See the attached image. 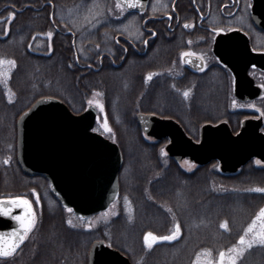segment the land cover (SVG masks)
<instances>
[{
  "label": "trees",
  "instance_id": "trees-1",
  "mask_svg": "<svg viewBox=\"0 0 264 264\" xmlns=\"http://www.w3.org/2000/svg\"><path fill=\"white\" fill-rule=\"evenodd\" d=\"M82 2L89 4L90 0H0V58L16 61L9 85L11 101L0 84V159L8 155V147H15L17 118L39 98H58L78 114L86 109L93 93H100L114 140L124 158L119 181L121 196L114 203L117 213L92 230L69 225L73 212L60 205L49 208L41 199L44 192H49L48 182L24 176L14 155L12 165L0 169V198H28L37 212V222L21 249L6 261L0 258V264H87L89 245L94 240L127 255L131 264H193L202 249H211L213 257L219 251L227 252L238 244L239 237L264 206V193L250 191L264 188V164L255 165L252 161L236 174L223 175L214 168L215 162L200 167L184 161L185 166L184 162L177 163L163 155L164 142L147 138L136 124L138 112L156 110L128 98L130 93L122 91L117 77L80 70L70 44L54 33L50 8L43 9L49 3L54 6L56 22L59 10ZM41 8L43 11L35 10ZM13 12L15 16L10 19ZM6 26L7 34L3 31ZM49 31L53 33L51 44L50 38L40 39ZM101 31L102 27L90 32L97 39ZM39 39L44 48L35 50ZM78 56L83 58L80 53ZM244 115H230L228 111L215 122L228 120L236 131ZM184 129L194 136L185 124ZM33 189L39 194V202ZM224 221L228 222L227 229L221 227ZM176 222L181 229L176 240L157 242L151 249L145 246L147 232L170 234ZM237 264H264V245L250 248Z\"/></svg>",
  "mask_w": 264,
  "mask_h": 264
},
{
  "label": "water",
  "instance_id": "water-1",
  "mask_svg": "<svg viewBox=\"0 0 264 264\" xmlns=\"http://www.w3.org/2000/svg\"><path fill=\"white\" fill-rule=\"evenodd\" d=\"M252 3V20L258 29L264 30V0ZM143 4L142 9L127 10L143 12L148 0H143ZM214 53L235 78L233 96L238 102H253L263 96V88L248 72L253 65L264 71V53L253 52L244 34L235 31L219 36ZM97 116L93 104L76 114L60 99L42 97L16 122L15 158L22 174L47 181L56 202L65 210L72 209L80 221L104 214L121 194L123 154L116 142L94 130ZM136 123L147 138L166 142L167 157L177 163L189 161L205 167L217 162L223 175L236 174L253 160L264 164L262 115L245 119L237 132L227 122L205 124L198 141L174 119L139 113ZM21 214L18 208L13 209L12 216L0 214V233L9 234L18 228L14 216ZM87 264H131V261L99 240L90 246Z\"/></svg>",
  "mask_w": 264,
  "mask_h": 264
},
{
  "label": "flooded vegetation",
  "instance_id": "flooded-vegetation-1",
  "mask_svg": "<svg viewBox=\"0 0 264 264\" xmlns=\"http://www.w3.org/2000/svg\"><path fill=\"white\" fill-rule=\"evenodd\" d=\"M252 2L253 0H148L143 12L125 10L118 19L106 17L97 39H94L89 29L65 30L57 22L52 23L54 33L70 44L75 64L80 70L104 77H117L123 85L122 91L130 93L128 98L140 100L142 106H151L156 110L155 113L141 111L137 114L147 113L174 119L183 129L185 124L187 128L195 130L197 135L192 139L198 141L203 125H216L220 122L230 125L228 120L206 122L204 117L214 113H230L229 103L232 100L241 104L233 96L235 78L232 72L215 56L217 38L240 31L248 38L253 52L264 53V30L258 29L252 20ZM47 7L50 8L51 19L55 9L50 3L43 9ZM130 20L132 23L128 31H125L123 26ZM185 24L193 27L185 28ZM137 28L138 33L135 32ZM214 28H223L224 31L214 33ZM85 38L94 39L95 42L91 43L89 40L84 45L88 59H77L78 43ZM95 51L100 53L91 55ZM184 52H194L197 55L185 57L182 55ZM149 73L153 74L150 80L147 79ZM248 73L258 86L264 85L257 77L264 76L263 70L260 71L253 65ZM261 88L264 90V87ZM189 89V96L185 97L183 93ZM261 99H264V93L256 101ZM254 114L249 112L248 117L243 120L261 115ZM25 241L26 239L16 253Z\"/></svg>",
  "mask_w": 264,
  "mask_h": 264
},
{
  "label": "snow or ice",
  "instance_id": "snow-or-ice-1",
  "mask_svg": "<svg viewBox=\"0 0 264 264\" xmlns=\"http://www.w3.org/2000/svg\"><path fill=\"white\" fill-rule=\"evenodd\" d=\"M117 8L121 9V11H125L127 9H142L144 7L143 0H117V3L115 5ZM163 6V5H162ZM94 7H98L97 5H94ZM156 9L154 8V11ZM111 11V9H109ZM90 14L100 15L99 12L91 13ZM15 13H11V17L14 18ZM88 17H85V20H87ZM243 20L244 18L241 17ZM2 22V21H0ZM7 25V22H4ZM132 21L130 20L128 24L124 25L125 31H128L129 26L131 25ZM185 28L193 27L191 24H185ZM4 33L7 34L9 31V28L6 26L3 29ZM215 32H223V28H214L212 30ZM135 32H139V29L137 28ZM53 33L49 31L47 33V36L51 37ZM155 35V33H153ZM35 38V37H33ZM139 38V36H137ZM23 39V37H21ZM144 43H147V41H144ZM191 43V41H189ZM29 48H31V45H28ZM98 47V45H97ZM183 56L187 57L189 55L196 56L197 54L194 52H184L182 53ZM203 59V57H200ZM79 59V57H77ZM16 67V61L14 59H3L0 58V84H3L5 89L9 93V101L12 99V91L8 87V80L11 76V71ZM153 76L152 73L148 74L147 79H151ZM175 87V85H173ZM261 87H264V85H261ZM184 91L183 95L185 97L189 96V92ZM99 95V94H98ZM91 104L92 101H89ZM96 103H99L97 101ZM252 107H255V105H251ZM100 107L103 108V105L100 104ZM261 115H264V110L261 111ZM105 127L108 129L109 132H112V129L108 127L107 125V118L105 116ZM257 164L260 163V161L256 162ZM33 193H35V189L32 190ZM250 191H257L264 193V188H256V189H250ZM36 200L39 202V194L36 193ZM18 208L22 210L21 215H15L14 218L18 222L19 227L12 229L11 233L5 234L0 233V258L4 259L5 261L8 258H11L16 253L19 246L24 242L25 239L29 238V233H31L36 225L37 222V212L33 207V203L31 200L24 196H16V197H7V198H0V214L4 216H12L13 215V209ZM69 212L72 211V209H68ZM169 212H171V209H168ZM257 221H260V227L257 230ZM67 223L69 225H72V221L68 220ZM93 225L91 223H88L86 227L91 228ZM222 228L227 229L228 228V222L224 221L221 224ZM181 229L179 222H176L174 224V230L170 232V234L166 235H156L155 233L149 231L144 236V241L148 248H151L154 244L157 242H163V241H174L178 238L180 235ZM254 244L264 245V208H261L259 211V214L257 215L256 219L252 221L251 224L248 225V227L245 229V234L241 235L239 237L238 245H233L231 248L227 250V253L225 251H219L218 253V259L213 260L212 259V250L211 249H202L200 253H197L196 260L194 264H202V256L207 257L203 261V264H236V260L239 258V256L243 255L244 249L246 248H252Z\"/></svg>",
  "mask_w": 264,
  "mask_h": 264
},
{
  "label": "rangeland",
  "instance_id": "rangeland-1",
  "mask_svg": "<svg viewBox=\"0 0 264 264\" xmlns=\"http://www.w3.org/2000/svg\"><path fill=\"white\" fill-rule=\"evenodd\" d=\"M94 5H97L98 7H94ZM116 2L115 0H107V1H101V0H90V3L89 4H85V2L81 3V5H78L76 7H71V8H65V9H62V10H59L58 13H57V16H56V22L58 23V26H60V28L62 29H65V30H69V29H72V30H76V31H85L87 29H89L90 31H95L97 30L98 28L102 27L103 24H104V20L107 18H113L114 20L115 19H118L119 16L122 14V11L121 9L117 8L116 6ZM109 9H111V11H109ZM90 11L91 13H96V12H99L100 15H91L90 14ZM88 17L87 20H85V17ZM13 17H11L10 15V19H12ZM40 38V37H38ZM49 39V42L51 44V39H52V36L49 37L47 35H43L41 36L40 39L44 40V39ZM93 38V37H92ZM37 40L36 43H35V50H42L44 48V44L41 42V40ZM88 40H86V38L78 43V52L82 55L83 58H87V55L85 54V48H84V45L90 40L91 43L95 42L94 39H91V38H87ZM47 48L49 49L50 48V45L49 43L47 44ZM31 49V48H29ZM15 69V68H14ZM12 69V71L14 70ZM11 71V73H12ZM258 78H260L261 82H263L264 84V76H261V75H257ZM10 79H11V76H10ZM10 79L8 80V87L10 85ZM38 92V91H37ZM6 93L8 94V97H9V93L8 91L6 90ZM99 94V95H98ZM89 101H92L91 104L95 105L96 108H97V111H98V116H97V121H96V124L98 125V129H96L95 131L101 135H103L104 137L106 138H109L111 139L112 141H115L114 140V133H113V130L112 132H109L108 129L105 127V116L107 118V125L108 127L111 128V125H110V122H109V119H108V115H107V112H106V109H105V103H104V99H103V95H101L100 93H93L89 99ZM97 101H99V103H96ZM36 102V101H35ZM34 102V103H35ZM33 103V104H34ZM32 104V105H33ZM89 102L87 104V107L89 105H91ZM100 104L103 105V108L100 107ZM251 105H255V107H252ZM31 107V105H30ZM86 107V108H87ZM206 108H208V103L206 105ZM229 110L231 111L229 114L230 115H236L237 112H243L245 115L244 117H248L249 115V112L250 113H255L254 115H259L261 114V111L264 110V99H261L259 101H256L254 103H250V104H240V103H237L236 101L232 100L230 101L229 103ZM211 115V114H210ZM221 114H212L211 116H206L204 117L205 121L206 122H209V121H216L217 118L220 117ZM263 118H264V115H262ZM182 120H185L186 119H182ZM17 122V121H16ZM264 125V124H263ZM231 126V125H230ZM112 129V128H111ZM191 130V132L193 133V135H197V132L195 130H193L191 127L188 128ZM233 132H237V130H233ZM188 134V133H187ZM189 135V134H188ZM190 136V135H189ZM15 147L14 145H12L11 147H8L7 148V151L10 149V153L8 152V155L7 156H2V159H0V169H3V168H7L9 167L10 165H12V161H13V157L14 155H16V138H15ZM166 144V142L164 143V145ZM164 145L161 149V152L163 155L167 156L166 155V152L164 150ZM3 149V147H0V150ZM12 149V151H11ZM1 158V157H0ZM257 161H254V164L255 165H261V163L257 164L256 163ZM212 164V163H211ZM184 165L187 166V163L184 162ZM124 167V166H123ZM189 168L191 166H188ZM193 168V166H192ZM217 171H219V167L218 165L216 167ZM191 169V168H190ZM194 169V168H193ZM123 170V169H122ZM122 172V171H121ZM121 175V174H120ZM33 184H35L36 182L35 181H32L30 180ZM37 193V192H35ZM36 199V196L34 197ZM40 199V198H39ZM41 199L46 202L47 206L49 208H54L55 206L59 205L56 200L51 196V192H50V189H49V192H44L41 196ZM264 208V206H263ZM117 207L116 206H112L110 208L109 211L105 212L104 214H101L99 215V217H96L94 219H90V220H87V221H84L85 223H82V224H78L74 218H76L73 214V217L70 218V220L72 221V225L73 226H82L83 229H86V230H92L94 227H96L99 223H101L102 221H104L106 218H108L109 216H114V214L116 215L117 213ZM259 214V211L257 213V215ZM257 215L255 216L254 219H256ZM253 219V220H254ZM88 223H91L93 226L91 228H88L86 227V225ZM252 223V222H251ZM260 227V221H257V230L259 229ZM95 241H99V240H94L93 242ZM92 242V243H93ZM92 243L89 245V248L90 246L92 245ZM144 244L145 246L146 243L144 241ZM157 244V243H156ZM238 245V244H237ZM259 244H254V246H258ZM110 246V245H109ZM155 246V244L151 247L153 248ZM112 247V246H111ZM148 248V247H147ZM151 248H148V249H151ZM250 248H246L244 249V252H243V255L249 250ZM89 251V249H88ZM227 253V252H226ZM123 255V254H122ZM243 255L239 256V258H241ZM20 256V255H19ZM87 256H88V253H87ZM127 256V255H126ZM239 258L236 260V264L238 263L239 261ZM207 259V257H203L202 256V264H203V261ZM212 259L213 260H217L218 259V256L217 257H213L212 256ZM196 260V259H195ZM195 262V261H194ZM194 264V263H193Z\"/></svg>",
  "mask_w": 264,
  "mask_h": 264
}]
</instances>
